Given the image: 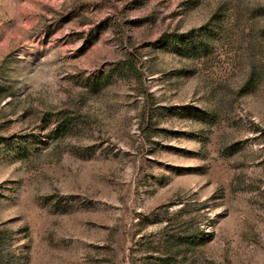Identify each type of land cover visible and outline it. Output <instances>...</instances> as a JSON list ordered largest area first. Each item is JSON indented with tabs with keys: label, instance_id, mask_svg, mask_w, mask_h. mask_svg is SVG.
I'll return each mask as SVG.
<instances>
[{
	"label": "rangeland",
	"instance_id": "1",
	"mask_svg": "<svg viewBox=\"0 0 264 264\" xmlns=\"http://www.w3.org/2000/svg\"><path fill=\"white\" fill-rule=\"evenodd\" d=\"M0 264H264V0H0Z\"/></svg>",
	"mask_w": 264,
	"mask_h": 264
}]
</instances>
